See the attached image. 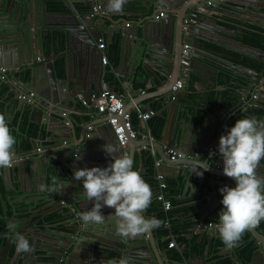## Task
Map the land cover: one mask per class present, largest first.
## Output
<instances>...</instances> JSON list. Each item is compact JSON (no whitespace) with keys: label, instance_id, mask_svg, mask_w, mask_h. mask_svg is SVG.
Masks as SVG:
<instances>
[{"label":"crops","instance_id":"crops-1","mask_svg":"<svg viewBox=\"0 0 264 264\" xmlns=\"http://www.w3.org/2000/svg\"><path fill=\"white\" fill-rule=\"evenodd\" d=\"M22 1L25 2V6H23L26 10L28 8V5L26 3L31 4L29 20H26L24 22V27H26L25 38H27L28 34L30 33H37L36 51L38 50L42 52L45 48L47 49L46 53L48 57V60L45 61L43 59H40L39 57L37 58V64L42 63V65L39 66L41 70H39L37 78L38 82L36 84L30 85L29 88L31 90H37L38 88H40L41 81H46L47 77V83L54 84V79L52 78L50 80V77L47 74V68L49 67L48 63L51 62L53 58L55 59V64L59 60H63L64 56L66 59L68 53L72 49L75 58L76 68L74 77L70 78L65 69L63 71V74H59L56 70V77L59 79L66 77L67 79L74 80L77 73L83 72L88 67L87 62H85L84 60H89L91 56L90 46L84 40L85 38H87V32H81L80 30H78L80 36L77 37L75 36V31L72 32L69 27H63L65 24H51L46 22L48 25H50L51 28L49 32L50 39L51 35H54V52H52L48 46L51 40L45 44H41L40 47L39 38L41 39V36L44 33V30L40 29V26L44 18L43 16H45L44 9L46 7L47 0ZM50 1H62L64 2L65 6L68 5L67 0H49V2ZM69 1L71 0H68V2ZM164 1L169 3V0ZM235 1L236 3L233 4V6L227 10L228 15H226L227 13L223 11L220 13V15L225 19V21L221 20L219 22V32L212 35L214 39L206 41L205 45L209 49H201V54L204 60L197 59V61H200L203 64H211L210 66H213V64L216 66L215 63H220L219 66L221 65V67L223 66L226 70H229L228 74H226L227 79H225V77H218L219 75L216 73H209L208 71L202 69L200 64L197 63L196 66L199 69L197 71H199L201 77L197 76L196 74H191V84L188 89L190 92L189 95L195 98L197 102H194L190 106L187 105L181 107L178 106V108H171L167 113L164 114V117L158 115V111L161 109V105L158 101H156V98L153 97L155 93L160 92V90H162V87H158V82H154L152 80L147 82V79L144 78L143 81H141L140 83L134 84V94H130V90L128 89V83H126L124 79L125 76L121 73H116L113 63L110 61V59H108L106 64H102L101 59L103 56H106L104 53L106 46L104 49H100L98 47L99 43L104 42L103 39H100L102 37L95 40L97 42V49L99 51L97 53V56L93 57L94 65L103 68L102 79L104 83L114 79L117 80V85L121 88V91L122 93H124L125 96L124 110L132 113V116L134 118L133 124L137 128L141 129V133H138L135 138H131L128 142L129 144H127L126 147L122 148L124 151L121 155L130 154L132 156L133 168L139 171L143 178L148 175L147 173L149 172L150 167L153 169V172L150 175L153 176V184H149V182L146 181L152 188V199H155V195H157L158 193H162V190L158 185V180L155 177V172L159 173L158 167L162 166V158L160 155L167 159L168 162L173 161L170 159L167 150L170 148L173 150L175 149L172 147H168L167 145H170L172 141L174 139H177L180 135H185L186 137H188V141L183 144V147H181L182 149H180V151L175 150L177 152V157L174 159V161L176 160L180 162V164L176 166L177 168L186 169L187 171H189V173L192 174L193 177H190L189 179H187V181H185H189V183L185 186V182L183 181V179L179 177L177 178L178 175H176V177H171L170 164H166V167H164L163 165V171L166 173L168 186H170V194L167 190L165 192V195L167 196V198L170 195L172 208L170 210H166L161 205V212L158 209H151L150 206V208L148 207L145 210V214H147L149 218L158 217L160 219L159 215L163 214L164 216L170 217V219L176 220L180 226L178 232L183 240H178V242H180L181 245L178 246V244H175L171 248L166 246L167 249H170V258H168V255L163 256L161 252L157 251V254L160 256V262L163 264H214L221 261H225L223 264H231L230 258H232V256L233 259H236V261L239 260L238 248L246 241L252 242L254 249L256 248L255 239L252 238L248 230L246 231L248 232L246 240H240L239 242H237L236 246L232 248H228L223 244L217 230V225L219 224L218 213L223 207L221 204L222 194L218 191V189L230 184L229 178L223 173V163L221 161V157L219 156L220 153L218 152L219 137L222 134H225V123H228V125L230 123L232 124L233 118H236V116H238L241 112H245L249 108L248 106H245L246 102L241 100V95L249 94V92L247 90L245 92H241L238 86L236 85V83L238 82L236 81L238 79V74H245V70L240 68L239 66L233 68V64H237L238 62H236L235 60L240 58H255L256 60H258V62L261 61L256 56L260 54L258 53L259 50L257 49V51L255 52L254 49L249 48L247 45L245 46L242 41V35L246 34V32L251 29L252 25L264 27V0H247V2H245L244 0ZM18 5L19 4L16 3V9L9 15L10 22L8 21L7 35L8 48H20L22 30L20 26H18V24L16 23ZM102 5L103 9L107 10L108 12H111L108 10V0H103ZM151 7L153 8V4ZM140 8L141 6L139 5L138 1L131 7L130 5L124 3L122 11L113 12L112 17L115 21H118L120 19H126L130 24H132L134 21L141 20V15L138 14ZM165 8L166 5H164V9ZM160 14L163 15V18L166 17V13L163 12ZM2 17H6V15L2 16L0 14V22L2 21ZM71 37L78 41L81 40L87 47L82 50L79 48L74 49V46H72L73 48L71 49L69 44V39ZM27 42L29 44L28 39ZM186 42L188 41L184 40L183 44ZM113 43L115 45L111 44V51L113 50V47L116 48V58H118L120 50V35L117 37V40H114ZM131 43L132 41L128 40L129 46L127 47L126 53L129 57ZM79 51L84 52L85 54L82 53V55H80ZM37 54H39V52H37ZM228 55L233 56L234 60L228 57ZM10 57L12 58L10 60V65L20 64V68L21 70H23L24 75L26 74L25 79L29 78L31 73L30 64L32 63L28 64V62L25 60L21 61L20 58L15 57L14 52H10ZM24 57L29 58L27 57V53H22V59H24ZM77 58L80 61L79 66L76 65ZM23 62L27 63L23 64ZM11 81L14 84L16 83L13 78L11 79ZM18 88L21 89L19 86H17L16 89H13L11 86L8 87L0 81V114H4L6 116V120L11 130V134L14 135L17 140V143L14 146L17 149L15 152L16 163L10 168H5L6 172H8L9 175V179L6 178V187H9L13 193H18L19 195H21L22 193H27L32 190L33 185L31 183V180L29 179L27 186L24 187L28 191H24V189L22 190L21 188L23 171L27 173L29 168L26 165L22 166V164H19L17 158L26 157L25 153L29 152V146H27L25 143L27 142L26 135L28 132V126H30L29 124L31 123L29 117L30 112L28 110L25 111V106L19 109L20 100L17 99V93H15L16 90L18 91ZM79 88L81 90V86H79ZM231 88H233L235 93L238 94L237 98H229L230 95L228 94L230 93H228V90ZM10 90H12V92H10ZM213 94L215 98L214 102H212L211 108H208L206 106L208 97ZM223 95H225V97L227 96L226 100L222 99ZM148 103L152 104L153 110L155 111V115L163 119L162 127L159 129L158 134H156L158 139H155L153 137L151 140H149L147 137H143L142 131H145L143 130V126H145L146 128L149 127L147 126L148 120L140 122L136 117V106H141L142 108L147 110L146 106ZM198 110H201L203 114V118H201L199 124L197 123L195 115V112ZM219 111L220 113H222V116H217V114H219ZM24 112L27 115V122L25 127L23 126V128H20V125L22 124L21 118ZM75 112L77 118L82 119V116L79 115L77 111ZM85 118L87 119V122L91 125L101 120L100 117ZM220 123L222 124L219 125ZM36 126L37 125L35 124L34 127L36 128ZM201 127L202 129H200ZM52 128L53 126L50 125L47 129L50 130ZM36 131L39 134L31 135V137H33V140H35L34 137H37L35 143L38 145L39 151H46V155L49 156L47 161H50V163L56 162V165L62 163L63 166L61 168L57 167V169L60 172L62 171L63 173L66 170L64 165L65 163L63 161H60L59 158H62L65 154L63 150L65 142L63 143L62 141H60L61 138L56 139V130H52V132H49L47 130L37 129ZM79 132L80 126H76L75 134L77 137L79 136ZM210 132H212L213 137L216 139V143H211ZM196 134L204 138L205 148L207 147V149H202L201 147H198L194 151H189L190 146L193 145V141L191 140V138L195 137ZM153 135L154 134H152V136ZM99 139H101V136L99 137ZM99 139L95 138L92 140L91 148L88 149L89 151L87 152L88 159L84 162L83 165H81L80 168H91L100 164L99 162H96L92 159L94 156L99 154V151H96L97 145L95 144V142H97ZM22 142L24 144L23 152L19 150V148H21L20 144ZM78 142L79 140H75L72 137L71 140L66 141V144L73 143L74 145H77ZM78 148L79 147H76L75 150H77ZM149 154L151 156L145 162L144 157H147V155ZM214 157H217V159H215ZM157 162L159 163V165H157ZM145 163L146 165L144 166ZM78 168L79 166H77L76 169ZM164 168L167 170L165 171ZM203 168H207V170L203 171ZM196 171H203V174L198 176L196 174ZM38 173L42 175L43 170L39 168ZM176 173L177 171L175 170L173 174ZM69 176L70 177L68 178V181L61 183L60 185L63 184L64 188L68 191L75 190V194L70 193V195L78 203L80 202V207H82L81 204H85L87 207H91V204L93 205L94 201H90L88 198L87 201H82L85 195L84 189L82 187V182L75 181L73 176ZM202 178L204 179L202 180ZM1 182L2 181L0 178V185L2 184ZM58 183L59 179L57 178L55 184L51 185L54 186ZM33 184L36 187V192L38 196L29 201L30 203L27 206L28 208H25L26 210L17 209L15 210L16 212H14L13 208L15 206L11 207L10 203H8V197H5L0 194V264H54L53 254L57 253L60 250V247L55 246L54 242L58 241V238L60 237L57 236V240L54 241L43 239L44 242H42V238H37L29 233V228L31 226L41 225V223L37 222L46 214L56 212L61 217L58 221L54 223L43 224V227L46 230L50 228L59 232H69V230L67 229V226L69 225L66 224L65 217L59 213V211H61L62 209L64 211L66 210V208H64L65 205L62 203L61 206L63 208L59 207L58 209H56L57 205H52L51 202L47 201L49 200L47 197L44 198L42 192L39 190V187L43 185V182L41 181V176L40 179L38 176V180H34ZM207 184H210V192H208L209 190L207 189ZM193 189L195 190L193 191ZM210 198L213 199V202L210 201ZM54 199V202H56L57 198L55 197ZM66 202L71 205V202H68V200ZM72 208L76 211V213H78V208H75L74 204ZM114 211L115 210L113 208L107 206H104L101 209V212H106L105 216L108 217L112 216L111 214H113ZM193 219H197L198 221L195 222ZM209 223L212 224L210 225ZM259 224L264 229V220H262ZM10 225H14V227H10ZM56 226H59L61 228L57 229ZM204 228L208 230L212 228L211 234H214L213 239L210 240V236L207 234L201 237V231ZM152 231L157 232V229L153 228ZM17 232L21 234H23V232H27L23 235L29 239V242L32 245V251L28 253H18L16 251L15 234ZM171 235L172 234L170 231V238ZM113 237L114 235L110 236V238L112 239ZM144 238L147 241L148 235H144ZM217 240L219 241L217 242ZM49 241H51L53 245H50ZM147 243L149 242L147 241ZM165 244L167 245L168 243L165 242ZM89 246L90 244H83L82 247L75 249V254L78 255H75L74 259L83 261L81 259V255L77 253L78 250L80 251V253H83L84 256H86V253L88 251L91 256L94 255V253L90 251L92 248L90 249ZM109 246L110 245L106 247L108 248ZM99 251L103 252V250L101 249H99ZM172 251H176L180 255V258H178L180 261H178L176 257L173 256L174 253L172 254ZM108 252L109 250L107 249L105 253L108 254ZM106 254V258L100 260V263L94 262L92 264H110V260L107 258ZM183 254L184 256H182ZM125 256H127V254L124 255V258ZM259 260L260 257L254 259L252 256L249 264H260ZM72 264H79V262L73 261ZM127 264L133 263L129 261V263ZM239 264L241 263L239 262Z\"/></svg>","mask_w":264,"mask_h":264},{"label":"water","instance_id":"water-1","mask_svg":"<svg viewBox=\"0 0 264 264\" xmlns=\"http://www.w3.org/2000/svg\"><path fill=\"white\" fill-rule=\"evenodd\" d=\"M137 1L141 6L138 11V14L141 15V20L134 21L130 24L126 19L115 21L112 17L113 12H108L103 9V0H71L69 2L67 0L68 5L62 13L64 15H71L74 19V23L65 24L63 27H69L72 32L75 31V36L77 37L80 36L78 30L81 32H87V38L84 40L90 46L91 56L89 60L85 59L84 61L87 62L88 67L83 72L77 73L74 80L67 79L66 77L59 79L56 77V64L55 59L53 58V60L48 63L49 67L47 68V74L50 77V80L52 78L54 79L55 85L53 83H47V77L46 81H41L40 88L32 90L36 97L32 98L31 103L25 101H20L19 103V109L25 106V111L28 110L30 112V123L37 125L36 130L43 129L49 132L56 130V139L61 138L60 141L63 143L65 142V145L63 146L65 154L62 158H59L60 161L65 163L64 165L66 168L64 174L59 177V181L62 183L67 182L70 177L69 175L73 176V173L77 170V166L80 168L88 159L87 152L89 151L88 149L91 148V142L93 139H99L101 136V139L95 142L97 145L96 151H99V154L92 158L94 161L100 163L98 166L101 168L107 166L111 162V157L107 154V149L114 148L115 151L113 155L115 156L121 155L124 151L119 146L111 125L107 123V118L103 117L102 113L97 112L96 108H86L85 106H82L80 102L79 95L88 97L91 92L101 91L103 89H111L117 92L122 99L125 97L121 88L117 85V80L114 79L104 83L102 79L103 68L94 65L93 57L97 56L99 51L95 40L102 37L100 39H103L106 46L104 53L113 63L116 73H121L125 76L124 79L125 82L128 83L130 94H134V84L140 83L144 78L147 79V82L150 80L158 82V87H162V90L155 93L153 97L156 98V101L161 105L158 115L164 117V114L171 108H178V106L181 107L187 105L190 106L194 102H197L195 98H192L189 95L190 92L188 89L191 84V74H196L201 77V74L197 71L199 69L196 66L197 59L204 60L201 54V49H209L205 45L206 41L214 39L212 35L219 32V22L221 20L225 21L220 13L223 11L228 15L227 10L236 3L235 0H169V3L164 0H126L125 3L131 7ZM244 1L247 2V0ZM16 3L25 4L22 0H0V14L2 16L6 15V17L1 18L2 21L0 22V66L10 69L8 74L6 73V79L2 78V73L0 72V81L8 87L11 86L13 89H16L17 86H19L21 89L18 88V91H15V93H18L28 90L30 85L38 82L37 78L39 70H41L39 66L42 65V63L37 64V58L39 57L45 61L48 60V57L46 53L47 49L44 48L42 52L38 50L36 51L37 33L28 34V37L25 38V44L24 41L21 40L20 48H8L7 35L8 21L10 18L9 15L16 9ZM26 4L28 5V8L26 10L25 21L29 20L31 10V4ZM152 4L153 8L151 7ZM164 5H166L165 9ZM44 10L46 16L48 10L46 7ZM163 12L166 13L165 18L160 14ZM45 16H43L44 18L40 26V29L44 30V33L41 36V39L39 38V45L41 47V44H45L51 40L48 46L49 49L54 52V35H51L50 39L49 32L51 28L50 25L46 23ZM16 23L18 26L20 25L19 19L16 20ZM25 32L26 27H24V34ZM119 35L120 50L119 56L116 58V52L113 50L111 51V44H113L114 40H117ZM27 39L29 40V44ZM128 40L132 41L129 51L130 57L126 53L127 47L129 46ZM184 40L188 41L191 47L189 50V68L187 75L182 79L183 65L181 64L180 59ZM10 52H14L15 57L20 58L21 61L25 60L28 64L32 63L30 64L31 73L29 78L25 79L26 74L24 75L23 70H21L20 64L10 65V60L12 59L10 57ZM37 52H39V54H37ZM79 52L80 55H82L83 52ZM22 53H27V57L29 58L24 57V59H22ZM258 53L260 54L256 56L259 60H263L261 66L255 67L252 65L251 61L245 63L242 58L236 59L235 61L238 63L233 64V68L239 66L245 70V74H238L239 81L236 83L241 92L247 90L249 94L257 93L258 95L257 99L253 102V108L264 107V51L259 50ZM228 57L234 60L233 56L228 55ZM27 62H23V64H26ZM79 64L80 61L77 58L76 65L79 66ZM64 69L66 71V66H64ZM12 78L16 82L15 84L11 81ZM178 80H182L184 86L173 89V86ZM79 86H81V90ZM10 92H12V90H10ZM146 109L153 110L152 104L148 103ZM75 111L82 116V119L77 118ZM219 115L222 116L220 111L217 116ZM85 117H100L101 120L93 123L92 128L88 130V122ZM261 120L264 121V116ZM221 124L222 123L219 125ZM50 125H52L53 128L48 130L47 128ZM76 126H80L78 137L75 134ZM230 127H232L231 123L229 125L228 123H225L224 132L226 133ZM200 129H202V127ZM38 134L39 133L36 131V135ZM210 135L211 143H216V139L213 137L212 132H210ZM26 136L27 142L25 144L29 146V152L25 153L26 157L17 159L18 163L22 164V166H28L29 170L27 174L33 186L32 190L29 192L8 202L10 204H18L22 202L29 204L31 199L38 196L36 187L33 184L34 180H38V176L39 179L41 176L43 185H47L46 176L48 171L46 169V163L49 156L46 155V151H39V147L35 143L37 137H34L35 140H33V137ZM72 137L75 140H79L77 145H74L73 143L66 144V141L71 140ZM153 137L158 139L156 135H153ZM191 140L193 141V145L190 146L189 151H194L198 147L207 149V147L205 148L204 138L200 137L198 134H196L195 137H192ZM186 141H188V137L180 135L167 146L180 151ZM128 142L127 144H129ZM20 145L21 148H19V150L23 152V142ZM76 147L79 148L75 150ZM16 150L17 149L15 148V152ZM78 156L79 158H77ZM150 156V154L147 155V157L145 156L144 161L146 162ZM160 156L162 158V166L158 167V172L166 175L163 171V165L166 167V164H170L171 177H176V175H178L177 178H182L184 182L190 177H193L186 169H179L176 167L180 164L179 161L173 160L168 162L162 155ZM219 156L223 163L221 154H219ZM214 158L217 159V157ZM260 164L261 165L258 167L257 171L260 175H264V159L260 161ZM145 165L146 163L144 166ZM62 166V163L57 165L58 168H61ZM39 168L43 170L42 175L38 173ZM166 170L167 169H165V171ZM175 170L177 173L173 174ZM196 174H199V172ZM0 178L2 181V184L0 185L2 189L0 194L4 196V193H6L9 188L6 187V178L9 179V175L5 168H0ZM203 179L204 178H202V180ZM229 182L230 184L227 186H235L236 182L234 179L229 178ZM188 183L189 181L185 182V186ZM60 184L61 183L53 186L56 189L54 193H42L44 198L47 197L49 199L47 201L51 202L52 205H57L56 209L62 207V201L68 200V202H71V205L68 204L64 207L66 208L65 211L63 209L59 211V213L65 217L66 224L69 225L67 226L69 232H59L50 228L46 230L49 234L60 237L58 238V241L54 242L55 246L60 247V250L53 254L54 264H72L73 261H78L79 264L100 263V260L106 258L105 252L107 249L109 252L106 256L110 260V264H113L114 261L116 264H119L121 259H125L127 263L131 261L133 264H163L160 262V256L157 254V251L161 252L163 256L168 255V258H170V255L168 254L170 250L167 249V245L165 244L168 240L167 231L162 227V224L155 227L157 232L150 230L147 234L145 233L133 238L118 236L115 231L116 218L114 216H105L106 212H101L106 218L103 225L85 224L80 219L81 213L86 212L83 204H81L82 207H80V202L78 203L70 195V193L75 194V190L68 191L64 188L63 184ZM207 186V189L209 190L208 192H210V184H207ZM55 197L57 198L56 202H54ZM82 201H87L85 195ZM210 201L213 202V199L210 198ZM73 204L75 208H78V213L72 208ZM13 210L16 212L15 207ZM145 213L146 212H144L143 215L146 218H149ZM155 218L160 220L158 217ZM194 221L197 222L198 220L195 219ZM211 232L212 228L209 230L204 228L201 231V237L207 234L210 236L211 240L214 238V234H211ZM248 232L251 234L252 238L255 239L256 243V248L254 249L252 256L254 259L260 257V264H264V229L258 224L257 227L249 229ZM24 233L26 234L27 232H23V234ZM111 235H114L113 239L110 238ZM144 235H148L147 241L149 243H147ZM43 239L44 238L41 240L42 242H44ZM49 244L53 245L51 241H49ZM83 244H90L89 248H92L90 251H92L94 255L91 256L88 251L86 256H84L83 253H80L78 250L77 253L81 255L83 261L75 260L74 256L78 255L75 254V249L82 247ZM108 245L110 246L107 248L106 246ZM180 245L181 244L178 243V246ZM99 249L103 250V252L99 251ZM125 254H127V256L124 258ZM230 261L231 264H237L238 262L236 259H233V256L230 258Z\"/></svg>","mask_w":264,"mask_h":264},{"label":"clouds","instance_id":"clouds-1","mask_svg":"<svg viewBox=\"0 0 264 264\" xmlns=\"http://www.w3.org/2000/svg\"><path fill=\"white\" fill-rule=\"evenodd\" d=\"M124 3L125 0H108V10L120 12ZM16 143L6 116L0 114V168H10L16 163ZM114 151V148L107 149V154L111 157L107 166L78 168L73 173L74 180L82 182L86 197L94 201L90 210L81 213L80 219L88 225H103L106 218L101 214L102 207L113 208L115 211L111 215L116 218V234L133 238L160 226L162 221L143 215L151 204L152 188L140 172L133 168V158L130 154L115 156ZM218 152L223 159L224 175L236 182L234 187L225 185L218 189L222 194L223 207L218 213L217 230L223 244L232 248L247 230L257 227L264 220V175L257 171L261 165L260 161L264 159V121L256 117L237 119L234 125L219 137ZM206 170L207 168H203V171ZM203 171L197 175H202ZM39 190L45 193L55 192V188L48 185H41ZM167 236L169 238L170 234ZM172 238L177 245L176 237L171 235L170 240ZM15 244L18 253L32 251L29 239L19 232L15 234ZM119 264H127V261L121 259Z\"/></svg>","mask_w":264,"mask_h":264},{"label":"trees","instance_id":"trees-1","mask_svg":"<svg viewBox=\"0 0 264 264\" xmlns=\"http://www.w3.org/2000/svg\"><path fill=\"white\" fill-rule=\"evenodd\" d=\"M24 4H19L18 7H17V18L16 20L19 19V22H20V28L22 30V38L21 40L24 41V44H25V34H24V22H25V17H26V9H25V5L23 6ZM46 7L48 9V13L46 14L45 16V20L47 23H51V24H72L74 23V19L71 15H64L62 12L65 11L66 9V6L64 4V2L62 1H50L47 0V3H46ZM242 41H243V44L246 46H248L249 48L251 49H254L255 52L256 50H263L264 51V27H259L257 25H252L251 26V29L248 30L246 32V34H243L242 35ZM69 44H70V48L72 49L74 46V49L75 48H79V49H82L84 50L87 46L81 42V41H78L74 38H70L69 39ZM112 45H115L114 43ZM112 48V46H111ZM113 51H117L116 48L113 47ZM83 54H85L83 52ZM257 54V53H255ZM251 61L252 65L253 66H261L262 65V60L258 62V60H256L255 58H252V59H244V62L247 63ZM200 64L201 68L208 71L209 73H213V74H218L219 76L218 77H225V79H227V75L229 70L225 69L223 66L221 67V65L219 66L218 63H215L216 66L213 64V66H210L211 64H203L202 62L200 61H197L196 64ZM214 63V62H213ZM64 66H66V72L67 74L69 75L70 78H73L74 75H75V71H76V68H75V58H74V55H73V49L70 50V52L68 53V56L66 57L65 61L64 59L63 60H59L57 63H56V70L59 74H63V71H64ZM111 77V76H110ZM112 78V77H111ZM236 81H239V79H237ZM234 82V81H233ZM235 83V82H234ZM232 83V84H234ZM238 90V89H237ZM241 91V90H240ZM239 91V92H240ZM228 95L229 98H237L238 97V94L235 93L234 89L231 88L228 90ZM227 95V94H225ZM225 95H223V98L224 100H226V97ZM193 98V97H192ZM214 94L213 95H210L208 97V101H207V107L211 108V105H212V102H214ZM221 99V100H222ZM226 102V101H225ZM195 115H196V119H197V123L199 124L201 118H203V114H202V111L201 110H198L195 112ZM264 116V107H261V108H253V107H250L248 108L245 112H241L238 116H236V118H233V121H232V126L234 125L235 121L239 118H245V117H256L258 120H261L262 117ZM27 115L26 113L24 112L23 113V116L21 118V121H22V124L20 125V128H23V126L25 127L26 126V122H27V119H26ZM134 118L132 116V122H133ZM162 124H163V119L158 117L157 115H153L152 117H150L147 121V125L149 126L152 134L156 135L158 134L159 132V129L162 127ZM30 126H28V132H27V135L28 136H31V135H35L36 134V128L34 127V124H29ZM52 167V168H51ZM47 176H46V182L48 185H51L53 184V178H57L58 175H59V170L57 169V165L56 163H52V165H49L47 167ZM153 172V169L150 167V170L149 172L147 173L148 175H146L143 179H145V181L149 182V184H153V176H150L151 173ZM28 180H29V177H28V174L25 173L23 171V178H22V190L24 189V191H28L26 188H24L25 186H27V183H28ZM2 190V189H1ZM169 191V194H170V186L167 185V187L163 190L164 193L166 191ZM8 192L12 195V196H17L19 195L18 193H11V190H8ZM167 197V196H166ZM168 199L170 200V195L168 196ZM11 199L8 200V202H10ZM171 202V201H170ZM172 204V202H171ZM10 206H15V209H21V210H26L25 208L28 206L27 203H18V204H13ZM93 205L91 204V207ZM151 207V209H154V210H159L160 212L162 211L161 210V203H155V199H152L151 201V204L149 205ZM84 209L86 211L90 210L91 207H87L85 204L83 205ZM149 207V208H150ZM28 208V207H27ZM21 210H18V211H21ZM168 212V211H167ZM160 217V221H162V226H166L165 225V222L168 223V225L165 227L166 228V231H167V234L169 233L170 234V231H171V234L174 235L176 237V241L178 242V240H183L181 235L179 234V224L176 220L174 219H170V217H167V216H164L163 214H160L159 215ZM61 217L56 213V212H53V213H49V214H46L44 215L41 219L38 220L37 223H41V225H36L35 227L31 228L30 229V234L32 235H35V237H42L44 238L45 240H57V236L53 235V234H49V233H45L44 232V225L43 224H51V223H54L56 221H58ZM57 229L61 228L59 226H56ZM64 230V229H63ZM248 236V232H245L243 235H242V239H245L247 238ZM170 240V237L168 238V240L166 242H168ZM219 240H217L218 242ZM180 243V242H178ZM170 250V249H169ZM253 251H254V246L252 244V242H249V241H246L245 243H243L239 248H238V258L240 261L241 264H249L250 263V260L252 258V254H253ZM174 253V257H176V259L178 261H180L178 258H180V255L176 252V251H172V254ZM185 253V251H184ZM169 255H170V251H169ZM184 256V254L182 255ZM225 261H221V262H217V263H214V264H223Z\"/></svg>","mask_w":264,"mask_h":264},{"label":"built area","instance_id":"built-area-1","mask_svg":"<svg viewBox=\"0 0 264 264\" xmlns=\"http://www.w3.org/2000/svg\"><path fill=\"white\" fill-rule=\"evenodd\" d=\"M98 47L100 49H104V42L99 43ZM190 47L191 45L189 42L184 43L182 47V54L180 59V62L183 65L182 79L183 77L185 78V76L187 75V71L189 68L188 66L190 62ZM101 61L102 64H106L108 61L107 56H103ZM9 70L10 69H8L7 67L0 66V72L2 73L3 79L7 78L6 73L8 74ZM177 87H182V80H178L173 86V89ZM34 97H36V95L34 94V91L30 89L17 93V99L20 101L31 103L32 98ZM79 97L82 106H85L86 108H96L97 112L102 113V116L107 118V123H109L112 129L114 130L118 144L121 148L126 147L127 142L131 138H135L138 133H141V129L137 128L132 122V113L124 110V99H122V97L119 96L117 92L111 89H103L101 91L91 92L88 97L83 95H79ZM257 97V93H253L249 97L247 94H244L241 96V100L246 102V106L252 107L253 102L257 99ZM135 113L137 119L140 122L147 121L150 117L155 115L154 110H145L141 106H136ZM91 127L92 125L89 124L88 129H90ZM143 130L145 131H142V136L147 137L149 140H151L153 136L151 134L150 128H146L145 126H143ZM167 153L169 154L171 160H174L177 157V152L171 148L167 150ZM157 165H159L158 162ZM155 177L158 180V185L160 189L162 190V193L160 192L155 195V200L157 203H161L164 209L170 210L172 208V204L163 191L168 185L166 181V175L161 172H155ZM62 203L64 205H68L66 201H62ZM165 223L167 224V222ZM209 224L211 225L212 223ZM175 243V239L172 238L167 246L169 248L173 247Z\"/></svg>","mask_w":264,"mask_h":264},{"label":"flooded vegetation","instance_id":"flooded-vegetation-1","mask_svg":"<svg viewBox=\"0 0 264 264\" xmlns=\"http://www.w3.org/2000/svg\"><path fill=\"white\" fill-rule=\"evenodd\" d=\"M47 162H48V163H46V169H47V167H48L49 165H52V163H54V164L56 163V162H51V163H50V161H47ZM47 173H48V172H47ZM63 174H64V172H63V173H62V171L59 172V175H60V176H62ZM59 175H58V177H57L58 179H59V177H60ZM57 178H56V179H57ZM59 183H62V182L59 181ZM59 183H58V184H59ZM47 185H48V184H47ZM48 186H49V187H53L52 185H48ZM8 190H10V188H8ZM55 190H56V189H55ZM11 193H13V192L11 191ZM42 193H43V192H42ZM5 194H6V196L8 195V196H7V197H8V200H9V199L13 200V199L18 198V197L20 196V195L12 196L9 192L4 193V196H5ZM22 194H24V193H22ZM22 194H21V195H22ZM24 203H25V202H24ZM33 227H35V226H31V227L29 228V233H30V229L33 228ZM162 227H164V226H162ZM44 230H45V233H48V232L46 231V229H44ZM33 236H35V235H33ZM37 238H40V237H37Z\"/></svg>","mask_w":264,"mask_h":264},{"label":"rangeland","instance_id":"rangeland-1","mask_svg":"<svg viewBox=\"0 0 264 264\" xmlns=\"http://www.w3.org/2000/svg\"><path fill=\"white\" fill-rule=\"evenodd\" d=\"M169 243V242H168ZM168 245V244H167Z\"/></svg>","mask_w":264,"mask_h":264},{"label":"bare ground","instance_id":"bare-ground-1","mask_svg":"<svg viewBox=\"0 0 264 264\" xmlns=\"http://www.w3.org/2000/svg\"><path fill=\"white\" fill-rule=\"evenodd\" d=\"M66 206V205H65Z\"/></svg>","mask_w":264,"mask_h":264}]
</instances>
